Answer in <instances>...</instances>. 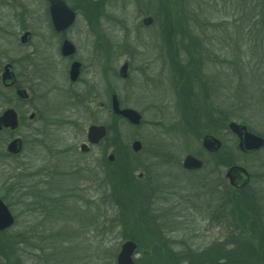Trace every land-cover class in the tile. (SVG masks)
<instances>
[{
    "label": "rangeland",
    "instance_id": "1",
    "mask_svg": "<svg viewBox=\"0 0 264 264\" xmlns=\"http://www.w3.org/2000/svg\"><path fill=\"white\" fill-rule=\"evenodd\" d=\"M64 1L75 19L63 35L49 25L46 0H0V54L11 60L33 54L28 60L32 69L18 78L27 94L23 102L4 88L6 61L0 62V114L9 108L17 111L21 124L14 137L23 140L22 153L9 156L10 135L0 134V198L15 220L0 244L22 241L24 246L8 259L13 264H116L125 227L117 222V208L108 194L113 168L106 159L113 154L124 159L130 152L141 168L135 175L145 173L149 185H157L141 209L149 201L150 209L163 216L162 229L172 230L163 235L170 249L201 251L237 239L218 202L228 188V166L218 161L229 157L251 174L248 190L264 209V150L241 154L235 136L220 122L245 123L264 138V22H254L250 15L259 7H246L250 0H166L172 9L204 15L205 21L197 18L190 24L195 33L198 28L205 33L199 38L202 43L192 37L196 47L172 35L173 26L162 32L157 0ZM147 18L152 21L144 24ZM185 19L192 20L189 14ZM25 30L32 36L28 46L20 48ZM61 35L76 49L72 59L82 64L75 83L69 81L60 52ZM124 64L128 67L122 77ZM190 91L204 109L199 117L219 121L212 128L221 141L214 156L203 152L202 136L189 130L192 118L179 95L184 92L186 103ZM110 92L122 107L140 114V125L109 117ZM93 124L110 125V137L83 156L79 146ZM136 140L142 144L139 153L130 149ZM187 154L200 157L204 168L184 171L180 163ZM99 155L105 160L101 168L95 164L99 171L94 181L95 166L82 161ZM85 175L86 180L79 178ZM46 197L60 198L63 206L50 209L49 216L28 207L30 200ZM163 243L158 242L161 247ZM142 251L136 258L147 263L149 253Z\"/></svg>",
    "mask_w": 264,
    "mask_h": 264
},
{
    "label": "trees",
    "instance_id": "2",
    "mask_svg": "<svg viewBox=\"0 0 264 264\" xmlns=\"http://www.w3.org/2000/svg\"><path fill=\"white\" fill-rule=\"evenodd\" d=\"M255 5V9L259 7L260 10L252 11L250 13L251 18L254 22H264V0H250V4L246 5V7L251 6L252 8ZM157 7H159V11H156V14L158 15L162 32L168 31L169 27L173 26L172 35H179L181 41L185 42L187 40L186 42L197 47L192 37H197L198 39H196L200 43L201 39L199 38H201L202 34L205 35V33L200 34V31L204 30L199 28L200 33H198L197 29L195 33V28L190 24L192 21L195 24L197 18L198 20L205 21L202 18L204 15L196 14L194 17L193 13L190 14L187 10H179L176 6L172 9L166 0H157ZM186 13L190 15L192 20L185 19L187 16ZM246 13L247 11L245 15L248 17ZM204 26H208V24L205 23ZM188 52L190 53V51ZM187 88L192 89L188 86ZM183 93H177V95L180 94L179 98L187 111L186 115L192 118V125H190L189 130L194 135L197 134L199 138L205 134H212V128L217 121L210 119L203 120L199 117L204 111V109H201L200 106L195 104L199 96L194 100V94L190 91L186 93V103H183ZM203 116L208 117L206 112ZM111 118L120 120V118L113 116ZM220 123L225 128L227 123L222 121V119ZM107 131L108 134L111 133L110 125H107ZM109 137L107 135L105 140H108ZM116 157L117 159L111 163L113 169L110 171L109 178L112 185L110 184L111 192L108 194H111V198L113 196V205L117 208V222L123 228L125 227V234L121 238L136 242L139 246V252H143L142 250L145 248L147 251L144 254L149 253V257L145 258V262L147 263H144V259H142L136 260L135 264H264V218L262 217L264 209L259 203L255 202L253 192L251 193V189L248 190L250 185L240 190L228 187L225 194L221 195L218 199L219 204H221V212L229 217L227 220L229 230L231 229V233L238 232L237 239L230 238V240H224L221 243H214L209 247L203 248L201 251H192L191 249L176 251L172 248L170 249L169 243L164 241V233L172 230L162 229V225L166 223L165 219L162 218L163 216L155 214L156 211L150 209L149 201L147 207L141 209L143 203L149 199V196L151 197V193L149 188H147L148 183L135 175V172L141 169L139 163L131 159V152L127 154V158L121 156L124 159L118 160L117 155ZM230 159L229 157L226 160L224 158L219 159L218 164L223 165L225 163L228 167L233 166V160L231 159L232 161H230ZM215 165L217 167V162H215ZM49 208H56L55 210L57 211L61 207L56 203L47 207L48 211ZM37 209H40V207L36 209L33 207L34 211ZM102 225L104 226L105 222ZM149 232L151 234L147 235ZM240 232H242L241 236L239 235ZM6 234L7 231L0 233V238ZM157 241L166 244L163 243L164 246L161 247ZM21 243L22 241H19V243L6 242V245L0 244V253L5 259L2 262V258L0 257V264H13L8 257L12 253L17 254L18 251L20 252L22 249L19 250V247L24 248ZM37 249L43 251L41 247ZM165 249L166 251H164ZM55 251L54 255L56 256Z\"/></svg>",
    "mask_w": 264,
    "mask_h": 264
},
{
    "label": "water",
    "instance_id": "3",
    "mask_svg": "<svg viewBox=\"0 0 264 264\" xmlns=\"http://www.w3.org/2000/svg\"><path fill=\"white\" fill-rule=\"evenodd\" d=\"M48 2V13L51 19V23L55 32H64L69 28L75 19L74 12L65 4L63 0H46ZM151 18H147L143 21L144 24L151 23ZM28 34H24L21 38L22 42H25ZM61 55L71 56L75 52L73 44L67 40L63 41L61 45ZM80 63L73 62L68 72V78L70 82H75L80 73ZM126 64L120 68V75L125 77ZM9 71L6 68L2 74V81L9 80ZM17 95L25 99L27 96L24 91H18ZM112 114L124 119L132 126H138L141 121L140 114L131 108H121L119 100L115 94L110 99ZM32 118V117H31ZM18 126L17 113L13 109H7L0 115V131L5 129L14 130ZM230 132L234 134L238 140V148L241 152L249 153L260 150L264 146V140L251 133L247 126L236 124L231 122L228 126ZM106 136V129L104 126L92 125L88 128L86 138L89 144H97L102 141ZM202 147L207 152H216L221 147V143L218 139L206 136L202 140ZM20 149V141L18 139L13 140L7 146V151L11 154H15ZM86 145H81L80 150L86 151ZM131 149L134 152H138L141 149L139 141H134L131 144ZM109 161L114 159L113 155L109 156ZM182 166L186 170H196L202 166V163L197 158L187 155L182 162ZM232 187H242L248 182L247 172L237 166L231 167L225 174ZM242 178V179H241ZM14 223V219L4 202L0 199V232L10 228ZM136 250V245L132 241H126L121 245L120 251L116 258V264H133L132 256Z\"/></svg>",
    "mask_w": 264,
    "mask_h": 264
},
{
    "label": "flooded vegetation",
    "instance_id": "4",
    "mask_svg": "<svg viewBox=\"0 0 264 264\" xmlns=\"http://www.w3.org/2000/svg\"><path fill=\"white\" fill-rule=\"evenodd\" d=\"M64 1V0H63ZM47 2V1H46ZM65 2V1H64ZM66 3V2H65ZM67 4V3H66ZM47 11H48V2H47ZM49 25L52 27V24H51V21H50V23H49ZM53 28V27H52ZM67 30V29H66ZM65 30V31H66ZM64 31V32H65ZM64 32H60L61 34H63ZM24 34H28V36H27V39L25 40V42H22L21 41V38H22V36L24 35ZM64 35V34H63ZM63 35H61L60 37V39H61V42H60V44L62 45V43H63V41H65V40H67L65 37H63ZM22 36L20 37V48H25L26 46H28V44H29V42H30V39H31V36H32V33L30 32V31H27V30H25L24 32H23V34H22ZM61 45H60V50H61ZM75 52H76V49H75ZM75 52H74V54L73 55H71V56H62V58L64 59V60H66V62H67V75H68V72H69V69H70V66H71V64L73 63V62H79V61H77V60H73L72 58H74V55H75ZM32 55L33 54H27L24 58H22V57H18V59L17 60H11V59H5V55H2V54H0V62H3L4 60L6 61L5 62V64L2 66V73L1 74H3V72H4V70L7 68L8 69V71H9V76H10V79L9 80H5V81H2V75H1V82H2V84H3V86H5L4 88H6V89H8V90H10V91H12L13 92V96H14V98H15V100L16 101H18V102H23V101H26L27 100V97L25 98V99H22V98H20L18 95H17V92L18 91H24L25 92V94H26V91H25V89L24 88H22V85L20 84V82H19V80H18V78H21V77H24L25 75H28V73H29V71L32 69V66H31V64H29L28 65V60H31V58H32ZM4 59V60H3ZM16 63V64H15ZM80 63V62H79ZM80 65H81V67H80V73H81V70H82V64L80 63ZM126 66H127V64H126ZM128 67V66H127ZM28 71V73H26ZM80 73H79V76H80ZM79 78V77H78ZM78 78H77V80H78ZM76 80V81H77ZM75 81V82H76ZM75 82H72V83H75ZM114 94V92H110L109 93V103H108V112H109V117L111 118L112 116L113 117H116L117 118V116L116 115H114V114H112V112H111V104H110V99H111V96ZM26 96H27V94H26ZM12 109H14V108H12ZM15 110V109H14ZM15 112L17 113V111L15 110ZM111 115V116H110ZM17 117H18V122H19V124H18V127L16 128V129H14V130H9V129H5V128H3L1 131H0V134H2V133H6V132H8L9 133V135H10V141H13L14 139H16V137H14V133L18 130V128H19V126H20V124H21V120H20V118H19V116H18V113H17ZM32 117V118H31ZM33 119V114L31 115V116H29V120H32ZM218 122V121H217ZM93 125H96V126H101L100 124H93ZM85 138H86V136H85ZM18 140L20 141V139L18 138ZM103 143V140L102 141H100V142H98L97 144H89V143H87V141L85 142V143H82V144H80V146H79V152L83 155V156H87V155H89L91 152H92V149L93 148H96V147H98L99 145H101ZM81 145H86V151H84V152H82L81 150H80V147H81ZM22 146H23V140H21L20 141V149L18 150V152L17 153H15V154H11V153H7V155H9V156H17V155H19V154H21L22 153ZM141 148H142V146H141ZM66 152H64V154H65ZM114 155V154H113ZM212 155V154H211ZM109 157V156H108ZM108 157H107V161L111 164V163H113V161H109V159H108ZM198 157V156H197ZM105 160V158H101V156L99 155L98 157H96V158H91V159H89L88 161H82L83 162V165L85 166V164L86 165H89V166H95V164L97 163V165H98V167L99 168H101V162H102V160ZM203 162V161H202ZM85 163V164H84ZM181 164V166H182V162L180 163ZM52 168H54V166H51ZM98 167H96L95 166V170H96V172L94 173V175L92 176V179L94 180V181H96L97 180V178H98V173H97V170H98ZM53 169H51V171H52ZM227 170H228V168H227ZM99 171V170H98ZM184 171H187V172H199L200 170H185L184 169ZM137 177L139 178V179H144L145 181H146V183H148L147 184V188H149V190L150 191H152V194H151V197H153L154 196V193H155V188L157 187V185L154 187H152V186H150L149 185V180H150V177L148 176L147 177V174H145V173H139L138 175H137ZM79 178H83V179H85L86 180V175L85 176H81V177H79ZM242 179V178H241ZM224 181H226L225 180V178H224ZM227 182V181H226ZM228 186V185H227ZM228 189V188H227ZM227 189L226 190H224L223 189V195L225 194V192L227 191ZM77 192H78V189H77ZM82 194H80V189H79V193H78V196L80 197ZM167 196V195H166ZM58 204L60 207L61 206H63V201L61 202V199L60 198H55L54 200H48L47 199V197L45 198V199H43V200H39V199H32V200H30L29 201V205H28V207L30 208L31 207V209L33 210V207H35V209L36 208H38V207H40V209H37V210H35L36 211V213H39V214H44V215H46V216H49L48 214H50L51 213V210H50V208H49V211H48V209H47V207H50V205L52 204V205H54V204ZM165 209H160V211H164ZM34 211V210H33ZM34 230H36V228H34ZM164 234H166V233H164ZM32 235H33V232H32Z\"/></svg>",
    "mask_w": 264,
    "mask_h": 264
},
{
    "label": "bare ground",
    "instance_id": "5",
    "mask_svg": "<svg viewBox=\"0 0 264 264\" xmlns=\"http://www.w3.org/2000/svg\"><path fill=\"white\" fill-rule=\"evenodd\" d=\"M211 44V43H210Z\"/></svg>",
    "mask_w": 264,
    "mask_h": 264
}]
</instances>
